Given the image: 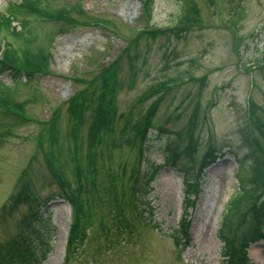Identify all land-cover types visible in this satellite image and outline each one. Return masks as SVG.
Masks as SVG:
<instances>
[{
  "label": "rangeland",
  "instance_id": "1",
  "mask_svg": "<svg viewBox=\"0 0 264 264\" xmlns=\"http://www.w3.org/2000/svg\"><path fill=\"white\" fill-rule=\"evenodd\" d=\"M13 1L0 0V12ZM187 1L191 22L179 19L183 0H28L33 7L19 17L34 28L31 47L11 34L17 20L0 25V56L10 44L17 65L26 50L41 67L20 80L0 74L14 89L8 113L0 114V264H232L217 231L240 188L249 119L255 114L264 123V0ZM107 69L116 80L115 118L96 134L91 124ZM147 110L154 111L152 125L168 130L148 131L147 167L162 165L145 188L134 182L146 165L138 143H127L123 122ZM16 117L22 122L6 127ZM190 130L198 147L189 161L201 184L184 233L182 176L164 161L167 146L186 144ZM209 144L219 157L203 168ZM77 165L82 209L70 243L72 206L55 173L78 185ZM24 192L37 206L20 198ZM46 199L42 222L22 225L30 205ZM250 223L241 222L238 234ZM22 235L35 258L5 255ZM245 261L264 264V240L249 246Z\"/></svg>",
  "mask_w": 264,
  "mask_h": 264
},
{
  "label": "trees",
  "instance_id": "2",
  "mask_svg": "<svg viewBox=\"0 0 264 264\" xmlns=\"http://www.w3.org/2000/svg\"><path fill=\"white\" fill-rule=\"evenodd\" d=\"M190 4L191 3L189 1L183 0V11L179 17L180 21L182 20L184 22H191L192 19L190 11L192 8H194V6ZM33 5L32 3H29L28 0H14L8 5L5 12H0V25L6 29L11 26L13 21L19 19L18 31L12 28L13 31L11 34L14 36L17 35L19 40L22 37L26 38V44H28L29 47H31L30 44H32L34 40L37 39V36L35 34L34 28H32V25L29 24V21L24 17L19 16L25 12V9H31ZM34 9L37 11V7L34 6ZM40 11L41 10L38 9V12ZM2 51L3 54L0 57V74L6 73L12 76V78L20 80L18 75L21 73L25 72L27 74H31L34 73V68H41L37 66L40 62L37 58H34L37 64L35 65L33 59L26 56V50H24L25 60L21 62V65L16 64V58L18 56L16 53V48L8 44V47ZM46 56H50V54L46 53L45 57ZM27 58H29L30 61ZM43 60L47 59L45 58ZM107 70L105 71V74L102 75V85H106V87L102 93L100 91L98 99L99 103L97 105L98 109L96 108V116L93 114L94 117L91 124L94 127V130H96V134L100 132L102 128H109V126L114 121L113 119L115 118L116 107L113 103V98L114 90L116 88V80L113 74H110L109 70ZM165 85L166 82L159 83V89L164 91ZM2 91L4 93V97L2 96L0 99V114L4 115L7 112L6 103L9 101V96H11L13 89L9 87V85L3 84ZM105 92L109 93V95H107ZM159 94H161V92ZM72 100L73 102L70 103V107H74L75 113L77 111L76 105L81 101H79L78 98ZM153 113H151L150 110H147L142 114L138 113L137 117H135L133 113L129 116H125V120L123 122V132L126 133L128 129L130 130L129 136L126 138L128 144L134 145L138 143L139 148L141 147L140 143H142L145 139L146 131L149 129V127L154 128L151 118ZM16 118H14L13 121H9L6 127H10V125H17L22 122L20 118ZM98 120H100L99 122L102 124V127L100 124H98ZM249 122L251 127L249 129L247 128V134H250V139L247 142L249 145L251 144V146L249 151L239 159L240 163L238 167V181L240 188L239 191L234 193V195L228 200L218 229V236L223 244L222 254L227 258V260L229 259L232 264H245L246 250L248 246L252 242L264 238V144L261 143L259 139V137H261L264 140V123H262L255 114L251 116ZM190 125L193 128H196L197 119H191ZM157 126L158 129L162 131L168 130L165 129L163 125ZM186 134H188L186 135V138L188 136L186 144L181 146L179 143H177L175 145L170 144L167 146L168 154L171 156L169 159L172 160L171 162L173 164V168L178 170L182 176L184 215L181 225L184 233L186 232L189 224L188 209L193 207L194 200L200 191L201 184L200 176L197 174L195 175L192 164L189 161L191 158L189 156H191L192 147L194 153L198 145L193 140L194 138L191 130ZM174 138L179 140L178 136L174 135ZM215 158V150L207 149L201 156V159H199V163H201V165L204 167L205 165L213 162ZM244 161L249 163L248 166H245ZM76 168V178L79 184L74 186L75 192L71 197L74 199V202L77 203L76 214H79L80 208L82 209V201H80V195L82 194L80 175H83V171L79 165H77ZM157 168L158 166L151 164V174L154 175V173L157 172ZM55 175L59 184L64 187V192H66V188L73 187L63 178L61 174L56 172ZM20 198L26 200V202L29 201L30 203H34V206H37L35 201L30 199L28 195L24 196L22 194ZM242 200H244L243 203ZM30 208L29 214H34L40 211V207L33 208V206L30 205ZM247 219H251V223L249 225H245L246 227L243 229V232L238 234L240 223H246ZM26 220L27 217L25 216L21 221L25 222ZM4 253L9 257H14L17 254L21 260L35 258L34 253L31 248H29V246L26 249H18L15 245H12V247L5 250Z\"/></svg>",
  "mask_w": 264,
  "mask_h": 264
}]
</instances>
